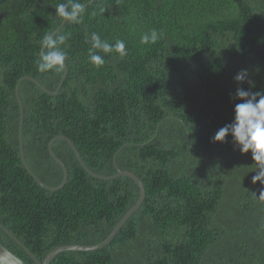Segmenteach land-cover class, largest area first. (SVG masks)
<instances>
[{"label":"trees","instance_id":"trees-1","mask_svg":"<svg viewBox=\"0 0 264 264\" xmlns=\"http://www.w3.org/2000/svg\"><path fill=\"white\" fill-rule=\"evenodd\" d=\"M82 23L55 8L68 0H0V225L42 262L62 245L104 241L139 198L131 179L87 174L69 139L97 175L131 172L145 198L109 245L65 251L49 264H264V188L251 183V154L232 136L237 90L264 94V0H79ZM155 29L156 43H141ZM125 42L127 55L89 61L91 34ZM47 34L65 37L59 71L37 64ZM246 71L244 81L235 76ZM254 85V86H253ZM44 89H42V88ZM55 95L48 94L46 91ZM116 155L115 165L113 158ZM116 166V167H115ZM0 244L26 264L27 252L0 227Z\"/></svg>","mask_w":264,"mask_h":264},{"label":"clouds","instance_id":"clouds-1","mask_svg":"<svg viewBox=\"0 0 264 264\" xmlns=\"http://www.w3.org/2000/svg\"><path fill=\"white\" fill-rule=\"evenodd\" d=\"M86 5L79 0H68V3H60L56 6V15L68 23H82ZM163 38V33H158L153 29L149 34L141 37V43H156ZM65 37L61 35L55 39L53 34H47L41 41L42 51L37 70L41 73L59 71L65 64L66 54L58 45L63 44ZM92 48L89 50V61L96 67L105 63L104 58L94 50H100L105 54L118 53L121 57L127 55L125 42L117 40L110 44L101 39L97 33L91 34ZM247 76L246 71H241L235 76L238 82L244 81ZM254 86V85H253ZM237 98L239 103L235 105L234 122L231 126L221 128L215 135L214 141L223 143L226 137L231 135L235 143L239 146L242 155L251 154L255 175L252 176L251 183H259L264 188V94L250 93L249 91L238 89ZM264 192V191H261Z\"/></svg>","mask_w":264,"mask_h":264},{"label":"water","instance_id":"water-1","mask_svg":"<svg viewBox=\"0 0 264 264\" xmlns=\"http://www.w3.org/2000/svg\"><path fill=\"white\" fill-rule=\"evenodd\" d=\"M64 74L62 76L61 82H60V86L62 85V81L65 79L66 75H67V68L64 65ZM24 80H28V81H32L33 83H35L37 85V83L30 78L24 77V78H20L15 86V98L17 100L18 106L20 108V122H19V130H18V141H19V155L21 158V161L24 165V167L26 168L27 172L34 178V180L36 181V183L43 189L50 191V192H56L61 190L66 182H67V178H68V173L66 170L65 165L61 162V160L52 152L51 147L54 144V142L56 140H63L66 141L69 146L71 147V149L73 150V152L75 153L79 163L81 164L82 168L87 172V174L95 179H100V180H104V181H110V180H114L118 177H127L129 179H131L133 182H135V184L138 186L139 188V198L137 200V202L135 203V205L133 207H131L126 213L125 215L118 221V223L115 225V227L112 229L111 233L107 236V238L102 241L101 243L97 244V245H62L59 247H56L54 249H52L50 252H48L44 259L42 260V262H39L38 260H36V258L21 244V242L19 240H17L7 229H5L3 226L0 225V227L5 231L6 234H8V236L13 239L16 243H18L21 247H23V249L27 252V254L29 255V257L34 261L35 264H49L50 261L59 253L65 252V251H73V252H92V251H96L99 249H102L103 247L107 246L110 244V242L113 240V238L115 237V235L117 234V232L120 230V228L124 225V223L130 218V216L140 207V205L142 204L144 198H145V192H144V188L143 185L141 183V181L134 176L131 172L128 171H121L119 170L116 166V170L117 173L115 175L112 176H101V175H97L91 171H89L87 169V167L83 164L82 160L79 157L78 151L75 148V146L73 145V143L67 139L64 136H56L54 137L52 140L49 141L47 148H48V152L50 154V156L53 158V160H55V162L58 164V166L61 168L62 173H63V178H62V182L60 185H58L57 187H49L47 185H45L44 183H42L32 172L31 170L27 167L25 160H24V156H23V148H22V104H21V100L19 97V87L22 81ZM42 88V87H41ZM43 89V88H42ZM44 90V89H43ZM46 91V90H45ZM48 94L51 95H55L56 92L50 93L48 91H46ZM116 155L115 154L114 158H113V164L115 165V159H116ZM0 264H26L25 262H23L19 257H17L16 255H14L11 251H9L8 249H6L4 246H2L0 244Z\"/></svg>","mask_w":264,"mask_h":264}]
</instances>
